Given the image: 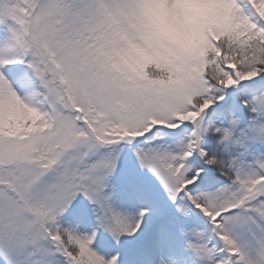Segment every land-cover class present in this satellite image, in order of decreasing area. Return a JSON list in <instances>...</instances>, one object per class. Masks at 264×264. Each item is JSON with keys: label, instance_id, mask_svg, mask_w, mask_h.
I'll return each instance as SVG.
<instances>
[{"label": "snow or ice", "instance_id": "snow-or-ice-1", "mask_svg": "<svg viewBox=\"0 0 264 264\" xmlns=\"http://www.w3.org/2000/svg\"><path fill=\"white\" fill-rule=\"evenodd\" d=\"M0 264H264V0H0Z\"/></svg>", "mask_w": 264, "mask_h": 264}]
</instances>
